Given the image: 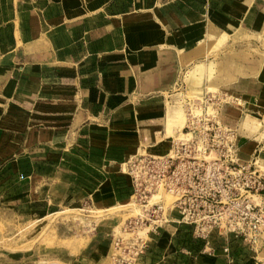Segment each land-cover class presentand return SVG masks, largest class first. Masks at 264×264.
<instances>
[{
	"label": "crops",
	"instance_id": "crops-1",
	"mask_svg": "<svg viewBox=\"0 0 264 264\" xmlns=\"http://www.w3.org/2000/svg\"><path fill=\"white\" fill-rule=\"evenodd\" d=\"M223 39L234 46L243 42L241 59L238 51L226 56L230 67L223 66L222 75L215 59L192 62L186 71V63L201 56L194 50L202 43ZM198 63L202 70H195ZM188 71L197 79L193 83L185 81ZM122 83L133 94L110 97L112 116L107 124L83 125L87 132L80 137L88 139L83 145L69 149L67 138L65 146L50 147L41 140L57 133L46 129L50 134L44 135L36 128L14 143L8 141L12 134L3 130L2 202L14 197L22 204L41 200L45 203L40 211L49 213L67 205L104 210L126 204L133 193L123 162L139 149L168 150L169 113L182 107L186 93L201 94L210 84L236 99L223 105L220 117L240 134L241 161L253 159L257 150L264 160L258 116L264 107V0H0L2 103H72L75 112L70 114L83 121L93 114V103L98 108L101 104L103 116L109 101L102 93L92 103L91 89L118 93ZM248 118L255 119L256 129L246 127ZM247 124L252 126L251 121ZM61 135L63 141L70 133ZM134 139L138 142L132 147ZM106 168L111 173L105 174ZM96 230L75 263L106 264L114 229L97 224ZM211 239L215 254L190 237L188 226L167 224L153 236L138 264H253L242 239L218 232ZM226 246L229 254L223 252Z\"/></svg>",
	"mask_w": 264,
	"mask_h": 264
},
{
	"label": "built area",
	"instance_id": "built-area-1",
	"mask_svg": "<svg viewBox=\"0 0 264 264\" xmlns=\"http://www.w3.org/2000/svg\"><path fill=\"white\" fill-rule=\"evenodd\" d=\"M233 100L209 90L187 98L186 122L169 137L168 152L143 150L123 162L135 214L114 233L109 264H138L167 224L188 226L210 254L214 232L240 238L256 254L253 264H264V160L257 150L241 161L240 134L220 117ZM258 116L264 130V107Z\"/></svg>",
	"mask_w": 264,
	"mask_h": 264
},
{
	"label": "rangeland",
	"instance_id": "rangeland-1",
	"mask_svg": "<svg viewBox=\"0 0 264 264\" xmlns=\"http://www.w3.org/2000/svg\"><path fill=\"white\" fill-rule=\"evenodd\" d=\"M212 42L213 41L210 43L204 42L194 50L201 56L191 59L186 63V71L194 65V63L191 65L192 62L211 63L212 60L215 59L216 65L218 64L221 73L223 66H227L228 64L230 67L229 60L225 62L228 58H226V56H230V54L233 55L235 51H238L239 57L242 54V41V43L239 41L237 46L228 42L227 39H223L214 44H212ZM205 50L206 54L204 53ZM234 56H236V54ZM249 56H251V52H249ZM195 68L197 71L202 70V64H196ZM212 73V76L209 78L211 82L214 79V72L212 71ZM192 74L194 73L188 71L186 74L188 76H186L185 81L187 80L190 83L191 80L193 83L196 78ZM228 75H230V72ZM91 90L90 95L92 96H90V100H92V103L93 101L97 102L99 99L103 98L102 93L105 94V98H108L109 101L106 100L103 116L99 114L101 104H97L99 105L98 108L96 104L93 103V114L90 113L89 117H86L83 121L76 120L75 116L73 117V114H70L75 112V107L72 103V106L70 104H47L25 107L11 103V101L2 103L0 99V140L2 139L3 142H7V140H4L1 136L3 130H7L12 134L8 141L11 142V140H13V142L16 143V140L27 138L26 133H28L29 128H36L38 129L37 131H43L44 135H49L50 129H53L57 133L56 138L43 136L41 140L43 143L45 142L50 145V147L60 148V146H65L64 141L67 140V138L69 139L67 145L69 149L83 145L84 142H88L87 138L80 137L87 132L82 128L83 125L107 124L112 116L113 105L110 103V97L119 93L133 94L132 92H134L133 90L127 91L126 84L124 83H122V89L119 90L118 93L109 90L106 91L100 87L99 90ZM205 90H209L217 95L225 93L212 84L208 85ZM199 95L200 93H186L182 98V107L178 105V109L169 113V133L166 136L170 137L173 135L171 130L174 125L177 126V129H182L186 122L185 100L187 98H197ZM179 114L182 115V122H178L177 120ZM248 121H251L252 126L247 124ZM254 122L255 119L248 118L245 125L247 128L254 130L257 127L254 125ZM87 128L88 132H90L92 127L87 126ZM46 129L49 131H45ZM66 132H69L70 136L66 138L62 137L63 141H61V138H58V133L63 135ZM35 137L34 135V138ZM137 142L138 141L134 139L130 143L132 147H135ZM140 150L141 149L137 152ZM163 152L167 153V148L163 150ZM59 156H61V151L58 153V157ZM68 156L70 157L71 154H66V157ZM66 157L63 155L62 163H65ZM108 165H110L109 162L107 163V166ZM109 172L110 171L107 169L105 174H109ZM125 173H127L126 170ZM2 199L5 198L1 197L0 194V264H78L77 262L75 263L73 259L80 258L82 254H84L82 252H86L85 250L88 249L87 242L96 235L97 224L99 227L102 225L104 228H113L112 236L114 237V233L120 232V228L125 220L135 214L134 206L132 205V197L127 200L126 204L111 209L96 210L94 206L90 207L89 204L82 207L79 205H67L63 208L58 207L57 209H53L50 213L40 211L44 208L43 205L45 201L42 203L41 200L34 201L31 199V201L22 204L16 197L3 202ZM24 206L25 208H23ZM54 210L56 213L53 212ZM110 247L106 264L110 262V256L113 252V246L110 245ZM250 251L253 256L256 255L254 251ZM261 255H264V253Z\"/></svg>",
	"mask_w": 264,
	"mask_h": 264
},
{
	"label": "bare ground",
	"instance_id": "bare-ground-1",
	"mask_svg": "<svg viewBox=\"0 0 264 264\" xmlns=\"http://www.w3.org/2000/svg\"><path fill=\"white\" fill-rule=\"evenodd\" d=\"M254 123H256V122H254ZM254 125L257 126L256 124H254ZM179 130H181V129H179ZM172 136H173V135H172ZM140 151H141V150H140ZM140 151H139V152H140ZM137 153H138V152H137ZM135 154H136V153H135ZM174 213H175V212H174Z\"/></svg>",
	"mask_w": 264,
	"mask_h": 264
}]
</instances>
